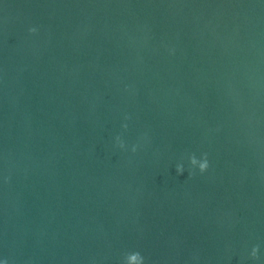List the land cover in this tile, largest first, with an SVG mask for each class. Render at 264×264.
I'll return each mask as SVG.
<instances>
[{"label": "water", "instance_id": "95a60500", "mask_svg": "<svg viewBox=\"0 0 264 264\" xmlns=\"http://www.w3.org/2000/svg\"><path fill=\"white\" fill-rule=\"evenodd\" d=\"M135 252L264 264V0H0V264Z\"/></svg>", "mask_w": 264, "mask_h": 264}, {"label": "clouds", "instance_id": "9594fccd", "mask_svg": "<svg viewBox=\"0 0 264 264\" xmlns=\"http://www.w3.org/2000/svg\"><path fill=\"white\" fill-rule=\"evenodd\" d=\"M30 31L35 33L37 30L35 28H32L30 29ZM124 127L127 128V125H124ZM117 140L119 141V146L121 148H124L125 144L123 143V141H121L119 137H117ZM136 150H137L136 146H133L132 151L135 152ZM190 163L194 168L198 166L201 173L207 171V169L209 168L207 154L204 155V158L202 160L197 159L195 154H193L190 157ZM176 171L178 174L182 175L185 171L183 164L177 165ZM258 252H259V246L254 247L251 253L252 257L258 258ZM135 257H139L140 264H144V257L139 252H135V256L133 258L135 259ZM5 264H7V261H5Z\"/></svg>", "mask_w": 264, "mask_h": 264}]
</instances>
